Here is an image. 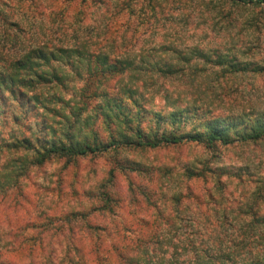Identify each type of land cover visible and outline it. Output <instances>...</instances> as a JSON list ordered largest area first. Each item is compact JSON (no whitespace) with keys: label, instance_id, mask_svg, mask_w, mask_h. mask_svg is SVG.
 I'll return each mask as SVG.
<instances>
[{"label":"rangeland","instance_id":"1","mask_svg":"<svg viewBox=\"0 0 264 264\" xmlns=\"http://www.w3.org/2000/svg\"><path fill=\"white\" fill-rule=\"evenodd\" d=\"M0 17L9 24L8 34H4L0 23V63L33 47L79 46L135 61L146 54V63L139 70L152 71L153 75L137 76L135 82L148 96L142 100L146 108L168 114L191 106L199 108L198 114L211 111L214 116H255L254 112L264 110V73H215L217 68L211 61L192 58L188 64L177 62L171 52L176 48L189 53L198 46L212 58L226 53L238 60L264 63V4L238 5L229 0H0ZM170 60L178 63L175 69L180 73L163 74L151 65ZM84 62L81 71H85ZM256 64L251 63L250 68ZM66 68L72 70L70 65ZM143 111L141 123L146 128L157 116ZM6 118L5 114L0 116V142L32 135V115L22 117L20 123ZM73 120V116L60 118L63 128L54 136L61 138L69 132L77 139L89 133L81 119L69 129L67 125ZM111 127L115 133L114 125ZM95 128L104 142L111 140L109 129L100 120ZM161 128L170 129L171 125L164 121ZM191 128L189 123L186 129ZM25 155L27 160H37L34 153ZM5 165L0 158V184L2 173L7 174L13 166L11 162ZM192 169L204 170L206 175L189 179ZM176 194L222 198L215 204L210 198L208 207L205 209L204 202L198 210L196 202L186 198L182 204H173L171 197ZM252 196H264V139L213 145L183 142L156 148L120 144L97 154L49 158L32 166L9 196L0 188V231L5 232V240L6 234L16 236L18 228L24 230V237L44 232L42 244H24V252L32 248L34 257L20 258L19 252L5 251L0 254V264H71L68 253L74 254L73 246L78 247L81 264H96L100 257L103 264H116L117 252H106V248L127 246L119 251L141 253L142 243L149 240L147 234L159 231L155 216L163 204L174 213V223L160 232L163 247L158 254L169 244L167 254L189 262L197 258L196 248L197 252L215 254L214 248L222 242L235 262L241 263L264 252V226L254 229L245 212ZM228 206L233 211L225 216ZM73 214V220L60 223L61 218ZM141 238L146 242L141 243ZM2 242L0 248L5 246ZM90 249L93 254L87 261L85 253Z\"/></svg>","mask_w":264,"mask_h":264},{"label":"trees","instance_id":"2","mask_svg":"<svg viewBox=\"0 0 264 264\" xmlns=\"http://www.w3.org/2000/svg\"><path fill=\"white\" fill-rule=\"evenodd\" d=\"M229 1L238 5L264 4V0ZM126 8H129L127 2ZM0 23L3 24V33L8 34L6 30L9 25L8 20L0 17ZM191 50L189 53H182V50L174 48L171 52L177 62L182 61L188 64L192 58L194 61L202 60L205 63L211 61L217 68L213 70L215 73H218V70L230 74L246 71L264 73V63L261 62L238 60L236 55L230 57L226 53L217 54L212 58L204 48L198 46H194ZM140 56L143 58L139 62L117 55L112 56L108 52H90L87 48L79 46H57L49 49L33 47L0 63V116L5 114L6 117L12 118L17 123H20L22 117L29 119L32 115V118L35 119L31 136L21 135L2 139L0 142L2 164L6 163L7 165L11 162L13 165L7 174L2 173L4 178L0 188L3 195L9 196L17 188L18 181L22 177L28 176L32 166L53 157L72 158L97 154L112 145L120 144L156 148L183 142L213 145L216 142L230 144L235 141L247 142L264 139V110L254 112L255 116H248L245 113L214 116L211 111L198 114L199 108L191 106L170 110L168 114L146 108L142 100H147L148 96H145L144 88L142 89L139 83L135 82L136 79H139L137 76H150L153 75V72L150 71L148 74L146 70H139L143 67V63H146L144 62L146 54ZM83 61L86 64L85 71L80 70ZM171 61L173 60L163 63L155 62L151 65L157 67L158 72L163 74L180 73L179 68L175 69L178 63L174 64V61ZM251 63L257 64L250 68ZM68 65H70L71 71L66 70ZM163 65L166 68H163ZM75 81H79L81 84H74ZM144 82L145 87V79ZM133 108L137 109L136 113ZM143 110L157 116L156 122L152 124L149 121L151 124H148L146 128L141 123V111ZM56 116L59 117V120L53 119ZM71 116L74 117V120L67 125L69 129L77 126L81 119L89 133L77 139H75V134L71 135L69 132L63 133L61 138L54 136L56 131L63 128L60 118L68 120ZM99 120L109 129L111 140L107 143L99 137L95 128L96 122ZM164 121L171 125L170 129L161 128ZM188 122L192 124L190 130L186 129ZM111 125H114L115 133H111L113 130ZM26 153H34L37 160H27ZM204 170L196 172L192 169V172L187 176L189 179L205 176ZM209 171L213 172L211 169ZM185 198L187 201H191L190 203L196 202L198 207L205 202L206 209L208 199L211 198L215 204L217 203L215 200L222 196H181V194H176L171 197V202L179 205L184 203L183 199ZM228 207H225L223 213L225 216L228 215V211H233L232 206ZM263 207L264 196H252L251 201L246 202L245 212L250 215V223L254 229L264 226ZM73 217H75L74 214L66 215L65 218L60 219V223L67 220L70 222ZM155 222H157L155 228L159 231L148 233V242L140 239L141 243L146 242L142 243L139 249L142 250L141 253L144 256L141 257L139 252H126L125 254L119 251V249H126L127 246H123V248L107 247L106 252L111 249L117 252L116 264H264V252L244 259L241 263L235 262L230 251L221 246L222 242L214 248L215 254L209 251L197 252L196 248L197 258L189 262L181 261L174 257L173 253L167 254L166 251H170L171 247L169 244L166 246V251H161L158 254L157 250L163 247L160 232L166 229V226H172L174 213L168 211L163 204L157 209ZM37 226L43 228L46 224H37ZM20 230L21 228H18L14 232L17 233L16 236L6 234V240L5 232L1 233L0 231V241L5 244L4 248H0V254L5 251H14L20 253V258L27 255L34 257V249L30 248L24 252V244L31 243L33 246H36L37 243L42 244L44 232L39 230L31 236L24 237V230ZM83 236L87 237V235ZM153 242V246L150 247ZM21 244L22 247H20ZM77 249L78 247L73 246L71 250L75 251L74 254L68 253V260L71 264H81L80 258L77 256ZM92 249L85 253L87 261H90L89 255L93 254ZM184 249L187 251L189 248ZM46 250L44 249V253ZM105 258L107 257L105 256ZM95 263L103 264L101 257Z\"/></svg>","mask_w":264,"mask_h":264}]
</instances>
